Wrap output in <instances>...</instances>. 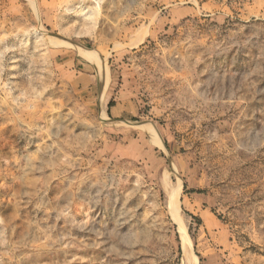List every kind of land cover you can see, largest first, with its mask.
<instances>
[{
	"label": "rangeland",
	"instance_id": "374dc122",
	"mask_svg": "<svg viewBox=\"0 0 264 264\" xmlns=\"http://www.w3.org/2000/svg\"><path fill=\"white\" fill-rule=\"evenodd\" d=\"M176 216L264 264V0H0V264H195Z\"/></svg>",
	"mask_w": 264,
	"mask_h": 264
},
{
	"label": "bare ground",
	"instance_id": "6f19581e",
	"mask_svg": "<svg viewBox=\"0 0 264 264\" xmlns=\"http://www.w3.org/2000/svg\"><path fill=\"white\" fill-rule=\"evenodd\" d=\"M86 53V52H85ZM82 57V55H81ZM103 69V70H102ZM101 71H104V78H105V89L107 88L108 86V82H109V76H108V73H107V70L104 69V68H101ZM146 129L152 134L153 136V140H157L158 137L157 135L155 134V129L153 130L152 128L150 127H146ZM178 196H176V199L175 201L173 200V210H178V199H177ZM176 218L178 219V216H176ZM175 218V219H176ZM178 222L180 223V231H181V235H182V240H183V247H184V252H185V256L188 260H192L193 255H192V243L189 239V237L187 236V232L182 224V222L178 219ZM193 261V260H192ZM194 262L196 264V260L194 258ZM190 264V263H189ZM194 264V263H193Z\"/></svg>",
	"mask_w": 264,
	"mask_h": 264
}]
</instances>
